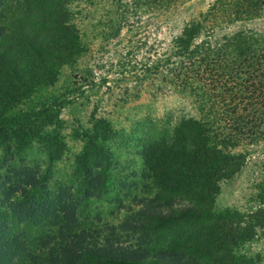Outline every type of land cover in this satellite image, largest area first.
Listing matches in <instances>:
<instances>
[{"label": "trees", "instance_id": "trees-1", "mask_svg": "<svg viewBox=\"0 0 264 264\" xmlns=\"http://www.w3.org/2000/svg\"><path fill=\"white\" fill-rule=\"evenodd\" d=\"M74 1L0 0V149L6 164L50 121L17 107L38 88L52 86L85 50L72 19ZM187 1L126 4L137 20L146 13L168 20ZM263 15L264 0H212L167 44L156 39L150 46L146 69L163 87L190 97L196 114L170 115L165 125L171 127L141 136L147 184L134 198L141 207L133 223L118 234L114 226L80 220L78 205L102 194L109 166L101 144H88L75 169L81 199L58 187L44 209L47 171L38 167L14 169L0 183V264H255L240 249L264 230V207L240 215L214 205L220 183L247 161V153L236 150L264 140V30L237 27ZM51 139L46 153L59 158L60 145ZM90 158L100 169L97 177ZM127 232L136 236L134 245Z\"/></svg>", "mask_w": 264, "mask_h": 264}, {"label": "rangeland", "instance_id": "rangeland-1", "mask_svg": "<svg viewBox=\"0 0 264 264\" xmlns=\"http://www.w3.org/2000/svg\"><path fill=\"white\" fill-rule=\"evenodd\" d=\"M211 1L189 0L168 20L156 19L149 13L137 20L127 7L130 0H75L70 9L85 50L73 64L60 70L52 86L38 88L17 107L16 112H30L34 117L41 113L39 121H50L39 138L9 163L6 164L8 155L0 149V183L4 184L14 169L38 167L47 171L42 192L44 209L56 197L58 187H65L81 199L80 180L75 172L81 162L78 158L88 144H101L109 158L105 185L101 195L82 199L78 205L80 220L100 221L122 233L126 224L137 219L134 214L141 206L134 198L145 192L147 184L141 177L144 169L139 147L141 136L149 129L162 132L171 127L165 125L170 115L196 114V106L185 93L172 91L173 100L161 95L171 88L159 84L150 69H146L153 59L150 46L156 39L167 44L183 25L204 12ZM119 21L125 23L120 28ZM244 26L264 30V15L237 27ZM184 102L187 109L181 106L169 110V104ZM52 137L62 151L55 159L46 153ZM236 151H245L247 161L237 175L220 183L214 208L218 212L247 215L264 207V140L242 145ZM90 164L93 177H97L100 169L94 158H90ZM125 234L134 245L136 236L131 232ZM240 253L252 258L255 264H264V230L242 246Z\"/></svg>", "mask_w": 264, "mask_h": 264}, {"label": "clouds", "instance_id": "clouds-1", "mask_svg": "<svg viewBox=\"0 0 264 264\" xmlns=\"http://www.w3.org/2000/svg\"><path fill=\"white\" fill-rule=\"evenodd\" d=\"M161 95L164 97V99H166V100H173V99H175V95H174V93L172 92V90L171 89H165L162 93H161ZM181 106H183V107H185V109H187V102H184L183 103V105H181V104H169V110H171L172 108H176V107H181Z\"/></svg>", "mask_w": 264, "mask_h": 264}]
</instances>
